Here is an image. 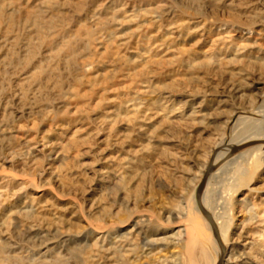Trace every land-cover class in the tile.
I'll return each instance as SVG.
<instances>
[{"label": "rangeland", "instance_id": "rangeland-1", "mask_svg": "<svg viewBox=\"0 0 264 264\" xmlns=\"http://www.w3.org/2000/svg\"><path fill=\"white\" fill-rule=\"evenodd\" d=\"M263 133L264 0H0V264H217L213 157L264 264Z\"/></svg>", "mask_w": 264, "mask_h": 264}, {"label": "water", "instance_id": "water-1", "mask_svg": "<svg viewBox=\"0 0 264 264\" xmlns=\"http://www.w3.org/2000/svg\"><path fill=\"white\" fill-rule=\"evenodd\" d=\"M259 144H264V140H251V141H247V142L240 144V145H225L222 147V149L227 148V149H229V152L222 160L225 161V160L229 159L231 156H233L234 154L240 152L241 150L248 148V147H251V146L259 145ZM214 158L215 157H213V159L211 160L209 167L204 174L202 182L200 183V185L198 187L196 203H197L198 208L202 212L203 216L206 218V220L209 222L210 226L214 230L216 240L221 247L222 255L219 258L217 264H224V259L226 256L225 245L222 242L218 227H217L216 222L214 221V219L212 217V214L205 208V206L202 203V195H203V192H204V189L206 186V182H207L211 172L217 167V164L213 163Z\"/></svg>", "mask_w": 264, "mask_h": 264}, {"label": "bare ground", "instance_id": "bare-ground-1", "mask_svg": "<svg viewBox=\"0 0 264 264\" xmlns=\"http://www.w3.org/2000/svg\"><path fill=\"white\" fill-rule=\"evenodd\" d=\"M263 130V129H262ZM261 130V131H262ZM260 135V134H259ZM257 140H264V133L263 134H261L260 135V137L257 139ZM238 142V141H237ZM243 143H245V142H240V143H238V144H236L235 142H232V141H230V142H228V144L227 145H240V144H243ZM223 145V143H221V145L220 146H222ZM260 145V144H259ZM258 148V149H257ZM255 149H257V150H259L260 151V155L261 156H264V150L262 149V146H258L257 145V147L255 148ZM228 152H229V149H227V148H225L224 150H222V151H220L219 152V154H218V158H224L227 154H228ZM211 178H212V175L210 174V176H209V178H208V180H207V182H206V186L209 184V182H210V180H211ZM206 186H205V189H204V192H203V195H202V203L205 205V198H206ZM195 203V202H194ZM195 210L198 212V208H196V206H195ZM214 217V216H213ZM214 219V221L216 222V225H217V227H218V222H217V220L215 219V218H213ZM204 224H205V226H207V228H209V226L206 224V222H204ZM218 230H219V233H220V235L222 236V234H221V232H220V228L218 227ZM222 231V230H221ZM223 237V236H222ZM213 240V239H212ZM215 243V242H214ZM217 246V245H216Z\"/></svg>", "mask_w": 264, "mask_h": 264}]
</instances>
